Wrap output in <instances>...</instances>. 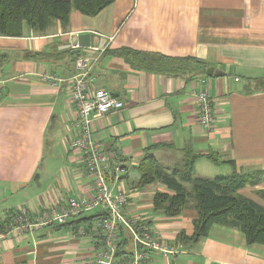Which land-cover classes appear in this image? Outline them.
<instances>
[{
  "label": "crops",
  "instance_id": "1",
  "mask_svg": "<svg viewBox=\"0 0 264 264\" xmlns=\"http://www.w3.org/2000/svg\"><path fill=\"white\" fill-rule=\"evenodd\" d=\"M22 30L0 35V223L13 208L39 210L93 193L81 153L67 146L76 119L67 81L83 55L96 58L93 87L124 103L93 118L92 138L125 166L113 189L126 192L127 218L168 245L179 232H192V200L168 217L152 203L167 187L138 185L147 156L170 171L196 155L194 177L252 174L257 180L239 192L264 205L258 194L264 189V0H112L94 15L72 10L65 25L54 19L42 33ZM84 32L92 47L65 46ZM123 48L194 56L212 73L202 67L195 74L149 72L122 56ZM42 70L66 81L50 85L39 77ZM201 87L215 113L209 130L197 121L193 89ZM103 212L97 206L62 225L11 234L0 245V264H89L101 242ZM119 239L130 255L132 238ZM173 246L177 252L167 256L148 251L147 264H264V244L248 245L241 231L220 224L193 244Z\"/></svg>",
  "mask_w": 264,
  "mask_h": 264
},
{
  "label": "trees",
  "instance_id": "2",
  "mask_svg": "<svg viewBox=\"0 0 264 264\" xmlns=\"http://www.w3.org/2000/svg\"><path fill=\"white\" fill-rule=\"evenodd\" d=\"M111 1L0 0V35L20 36L23 25L42 33L54 19L65 25L72 10L94 15ZM121 53L139 68L155 73L195 74L203 65L202 61L194 56H168L130 48L121 49ZM195 157L196 155L187 154L182 167L170 171L159 166L152 156L145 157L140 163L139 186L159 181L167 187V191L155 192L152 199L155 209L163 211V214L168 217H176L189 200L194 202L197 214L193 219L192 232L190 234L184 231L179 232L173 245L186 246L199 241L208 236L214 224L238 229L243 233L248 245L264 244V205L239 192L246 184L254 183L257 179L252 174L248 175L236 170L230 175L194 177ZM258 194L264 199V189L258 190ZM103 211V215L106 216L107 212L104 209ZM124 229L127 228L120 226L118 229L116 241L118 257L132 254L127 255L122 250L119 237L124 236V243L132 238L130 230L128 229V232ZM128 233L131 237L126 236Z\"/></svg>",
  "mask_w": 264,
  "mask_h": 264
},
{
  "label": "built area",
  "instance_id": "3",
  "mask_svg": "<svg viewBox=\"0 0 264 264\" xmlns=\"http://www.w3.org/2000/svg\"><path fill=\"white\" fill-rule=\"evenodd\" d=\"M96 58L88 55L78 56L74 61L75 72L67 81L71 100L76 111L73 124L74 134L68 139L69 151H79L84 169L92 178L93 193L90 196L67 197L59 205L33 210L20 206L9 210L0 223V245L11 234L31 231L40 227L60 225L69 218L100 206L107 215L99 219L97 227L101 231V242L89 264H147V252L156 251L162 255L177 252L174 246L156 238L149 231H143L136 220L127 218L122 211L126 202L123 188L113 189V182L125 172V166L115 151L106 152L101 143L92 138V120L111 110H119L124 103L118 97L102 88H94L90 68ZM39 77L50 85L66 81L48 70H42ZM197 103V121L206 130L213 127L215 113L211 95L206 87L193 89ZM6 223L7 226L3 227ZM124 226L130 230L134 250L130 256L118 257L116 241L118 229Z\"/></svg>",
  "mask_w": 264,
  "mask_h": 264
},
{
  "label": "water",
  "instance_id": "4",
  "mask_svg": "<svg viewBox=\"0 0 264 264\" xmlns=\"http://www.w3.org/2000/svg\"><path fill=\"white\" fill-rule=\"evenodd\" d=\"M93 41H92V35L89 32H84V33H78L71 35L69 43H67L65 46L67 48H70L72 46L74 47H92L93 46ZM99 46H102V43L99 44ZM206 71L208 74L212 73L211 67H207L204 69V66H202V71Z\"/></svg>",
  "mask_w": 264,
  "mask_h": 264
},
{
  "label": "rangeland",
  "instance_id": "5",
  "mask_svg": "<svg viewBox=\"0 0 264 264\" xmlns=\"http://www.w3.org/2000/svg\"><path fill=\"white\" fill-rule=\"evenodd\" d=\"M101 47H102V46H101ZM88 48H89V47H88ZM76 58H77V57H76ZM76 58H75V59H76ZM75 59H74V61H75ZM5 226H7L6 223L3 224V227H5ZM15 233H18V232H15Z\"/></svg>",
  "mask_w": 264,
  "mask_h": 264
}]
</instances>
